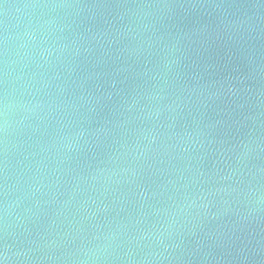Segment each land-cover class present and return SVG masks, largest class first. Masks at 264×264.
Instances as JSON below:
<instances>
[{
	"label": "water",
	"instance_id": "1",
	"mask_svg": "<svg viewBox=\"0 0 264 264\" xmlns=\"http://www.w3.org/2000/svg\"><path fill=\"white\" fill-rule=\"evenodd\" d=\"M6 264H264V0H0Z\"/></svg>",
	"mask_w": 264,
	"mask_h": 264
},
{
	"label": "clouds",
	"instance_id": "2",
	"mask_svg": "<svg viewBox=\"0 0 264 264\" xmlns=\"http://www.w3.org/2000/svg\"><path fill=\"white\" fill-rule=\"evenodd\" d=\"M7 253L5 252L2 256H0V264H6Z\"/></svg>",
	"mask_w": 264,
	"mask_h": 264
}]
</instances>
